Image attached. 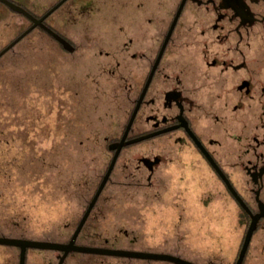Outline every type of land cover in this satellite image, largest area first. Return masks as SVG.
<instances>
[{
	"label": "flooded vegetation",
	"instance_id": "1",
	"mask_svg": "<svg viewBox=\"0 0 264 264\" xmlns=\"http://www.w3.org/2000/svg\"><path fill=\"white\" fill-rule=\"evenodd\" d=\"M0 264H264V0H0Z\"/></svg>",
	"mask_w": 264,
	"mask_h": 264
}]
</instances>
